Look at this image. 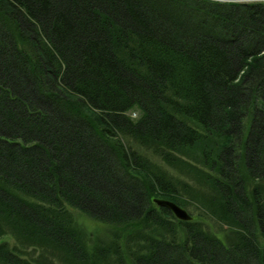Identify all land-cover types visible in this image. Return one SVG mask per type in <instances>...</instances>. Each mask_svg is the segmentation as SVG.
Segmentation results:
<instances>
[{"label":"trees","instance_id":"1","mask_svg":"<svg viewBox=\"0 0 264 264\" xmlns=\"http://www.w3.org/2000/svg\"><path fill=\"white\" fill-rule=\"evenodd\" d=\"M128 136L172 164L196 157L236 243L189 221L175 233L153 199L176 185ZM249 181L264 183V3L0 0V264H36L29 245L105 264L68 206L118 226L121 262L264 264Z\"/></svg>","mask_w":264,"mask_h":264},{"label":"rangeland","instance_id":"2","mask_svg":"<svg viewBox=\"0 0 264 264\" xmlns=\"http://www.w3.org/2000/svg\"><path fill=\"white\" fill-rule=\"evenodd\" d=\"M227 1L264 3V0ZM134 115L135 114H133V116ZM123 141L126 143L127 147L138 151L144 159L148 160L149 168L154 170L156 173H163L165 176L171 178L173 183H175V188L177 189L175 193L176 199L163 195L155 196V198L159 197L174 200L186 211H188L190 215H192V219L189 222H194L197 228H201L202 230L204 229V231L210 232L213 236H218L224 242L230 244L236 243V234L234 233V230H232L226 223L224 224L222 221L218 220V218L208 208L210 194H212L213 191L209 187V184L205 183L206 178L200 176L199 170L204 167L201 166V163L195 159L196 157L192 159L190 157L188 158L181 156L180 154H176V156L182 158L183 161L178 160L177 163L174 161L172 164L171 162L166 161V158L161 153L157 152L155 148L146 145L142 146L130 136L123 137ZM194 155L195 154H192V156ZM248 186L250 189L260 186L262 196L264 197V183H254L249 181ZM68 209V215L71 216L72 220L71 226H73L76 236L82 240L83 248L87 250L92 248L95 243H99L111 251V253H109L104 260L105 264L131 263L130 260L127 262L123 260L121 262L117 255L116 241L117 237L120 236L118 235L120 233L119 231L115 232V230L118 229L117 225L114 226L105 222L103 223L86 211L73 206H68ZM171 214L174 215L173 212ZM179 221L181 220L177 219L176 216L175 218H171L170 222L172 225H170L175 233H181L182 231L183 226ZM172 229H169L168 231L166 230L163 233L168 234L166 232H170ZM138 234L145 238L141 231H139ZM10 240L12 245L17 243L14 238ZM258 240L261 245L264 246V236L260 233L258 234ZM145 244L146 243L144 241L140 243V245L146 246ZM119 248H121L120 251L122 256L125 259H128L130 254H127L126 248ZM20 249L26 253L27 259L34 261L36 264H94L91 263V259L88 255L84 259H76L63 250L61 252L53 247L45 248L41 246L36 247L35 245H29L25 247L20 246ZM95 264H102V262Z\"/></svg>","mask_w":264,"mask_h":264},{"label":"water","instance_id":"3","mask_svg":"<svg viewBox=\"0 0 264 264\" xmlns=\"http://www.w3.org/2000/svg\"><path fill=\"white\" fill-rule=\"evenodd\" d=\"M153 201L156 203L157 206H161L166 208L168 211H172L177 219L183 221H190L192 219V215L189 214L181 205L176 203L174 200L171 199H164V198H154Z\"/></svg>","mask_w":264,"mask_h":264}]
</instances>
